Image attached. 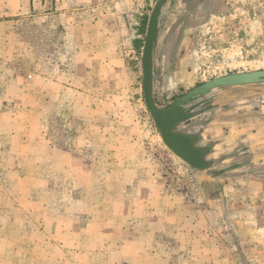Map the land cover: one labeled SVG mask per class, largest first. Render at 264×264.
<instances>
[{"label":"rangeland","instance_id":"rangeland-1","mask_svg":"<svg viewBox=\"0 0 264 264\" xmlns=\"http://www.w3.org/2000/svg\"><path fill=\"white\" fill-rule=\"evenodd\" d=\"M156 1L0 0V264H264V229L223 202L257 187L193 171L145 106L134 40ZM154 69L160 107L264 70V0L170 1ZM213 97L190 106L197 132L222 116Z\"/></svg>","mask_w":264,"mask_h":264},{"label":"crops","instance_id":"crops-1","mask_svg":"<svg viewBox=\"0 0 264 264\" xmlns=\"http://www.w3.org/2000/svg\"><path fill=\"white\" fill-rule=\"evenodd\" d=\"M139 37H141L140 34L137 38ZM241 88L252 89L244 91ZM253 88L256 87L228 88L212 98L210 102L212 111H221L222 116L215 117L210 124L221 123L223 134L220 137L214 136L215 130H210V124L205 126L202 132L195 131L199 128L194 126L197 122L194 120H199L201 115L181 126L186 128L182 130L185 133L199 134L202 140L201 146L211 145L212 151L208 159L215 164L213 173L216 177H227L231 180L237 178L239 181L245 179L247 183H253L254 188L257 187L256 190H253L255 201L252 203L240 199H236L234 202L223 199L225 205L234 210L236 215L233 222L239 231L238 227L249 226L251 223L255 224L256 229H264V99H262L264 95L263 91ZM245 93L251 95L248 97L251 99L249 102L254 106H237L238 100L233 99H237ZM218 138H221L220 141ZM232 140L239 147L236 156L227 155L228 148L233 145ZM251 187L249 186V188ZM224 190V196H230V192H233V195L243 192L237 184L232 185V183ZM253 237H258L255 232H253Z\"/></svg>","mask_w":264,"mask_h":264},{"label":"water","instance_id":"water-1","mask_svg":"<svg viewBox=\"0 0 264 264\" xmlns=\"http://www.w3.org/2000/svg\"><path fill=\"white\" fill-rule=\"evenodd\" d=\"M170 0H157L148 18L142 52L143 92L145 106L153 119L160 139L178 158L198 174L218 178L213 173L215 165L208 157L211 145L201 146L199 134H189L180 130L181 126L195 119L198 111L188 109V105L201 98L215 96L225 89L236 87H257L264 85V70L232 73L203 83L165 107H160L154 95V55L160 38V21Z\"/></svg>","mask_w":264,"mask_h":264},{"label":"trees","instance_id":"trees-1","mask_svg":"<svg viewBox=\"0 0 264 264\" xmlns=\"http://www.w3.org/2000/svg\"><path fill=\"white\" fill-rule=\"evenodd\" d=\"M147 22H148V17H144L141 21V25L139 27L140 29L138 31L141 37L134 40V48L139 54L142 52V48L145 40V32L147 29Z\"/></svg>","mask_w":264,"mask_h":264},{"label":"flooded vegetation","instance_id":"flooded-vegetation-1","mask_svg":"<svg viewBox=\"0 0 264 264\" xmlns=\"http://www.w3.org/2000/svg\"><path fill=\"white\" fill-rule=\"evenodd\" d=\"M170 1H172V0H170ZM170 1H169V2H170ZM192 103H193V102H192ZM192 103H191V104H192ZM191 104H189V105H188V109H189V110H192V111H194V110L192 109V107H190V106H191ZM200 114H201V113L199 112V115H198L197 117H199V116H200ZM219 173H220V172H219Z\"/></svg>","mask_w":264,"mask_h":264}]
</instances>
